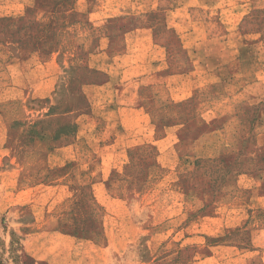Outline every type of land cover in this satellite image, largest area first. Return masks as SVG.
<instances>
[{
  "label": "rangeland",
  "instance_id": "rangeland-1",
  "mask_svg": "<svg viewBox=\"0 0 264 264\" xmlns=\"http://www.w3.org/2000/svg\"><path fill=\"white\" fill-rule=\"evenodd\" d=\"M0 264H264V0H0Z\"/></svg>",
  "mask_w": 264,
  "mask_h": 264
},
{
  "label": "trees",
  "instance_id": "trees-1",
  "mask_svg": "<svg viewBox=\"0 0 264 264\" xmlns=\"http://www.w3.org/2000/svg\"><path fill=\"white\" fill-rule=\"evenodd\" d=\"M21 19H23V18H22V17H19V18H18V20H21Z\"/></svg>",
  "mask_w": 264,
  "mask_h": 264
}]
</instances>
